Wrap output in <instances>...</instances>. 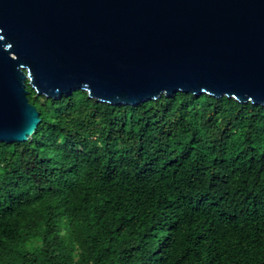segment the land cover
Listing matches in <instances>:
<instances>
[{
	"label": "trees",
	"instance_id": "trees-1",
	"mask_svg": "<svg viewBox=\"0 0 264 264\" xmlns=\"http://www.w3.org/2000/svg\"><path fill=\"white\" fill-rule=\"evenodd\" d=\"M28 98L0 143V264H264V105Z\"/></svg>",
	"mask_w": 264,
	"mask_h": 264
},
{
	"label": "water",
	"instance_id": "water-1",
	"mask_svg": "<svg viewBox=\"0 0 264 264\" xmlns=\"http://www.w3.org/2000/svg\"><path fill=\"white\" fill-rule=\"evenodd\" d=\"M28 87L111 105L178 92L264 105V0H0V143L36 132Z\"/></svg>",
	"mask_w": 264,
	"mask_h": 264
}]
</instances>
